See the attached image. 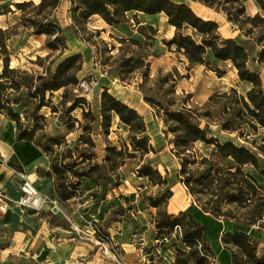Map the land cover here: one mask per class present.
I'll use <instances>...</instances> for the list:
<instances>
[{"label": "trees", "instance_id": "1", "mask_svg": "<svg viewBox=\"0 0 264 264\" xmlns=\"http://www.w3.org/2000/svg\"><path fill=\"white\" fill-rule=\"evenodd\" d=\"M190 1H198L211 8L218 6L226 20L239 32L238 36L221 40L216 22L202 19L188 4L175 0H70L71 19L74 26H82L89 18L98 16L107 25L113 26L122 23L125 15L131 12L149 16L163 14L167 24L175 28V34L167 45L182 53L191 65L206 64L203 61L206 48L210 49L217 61L231 64L238 80L249 85V89L245 94H240L235 88H231L229 92L212 96L208 103H221V113L213 122L219 132L235 134L233 139L220 141L214 135L211 137L208 121L212 118L210 111L199 113L200 109L185 106L171 110L158 104V112L162 111L160 117L167 133L172 135L171 151L180 167L177 179L191 196L193 204L198 203L195 204L196 208L213 218L240 227H255L261 232L264 231V136L260 138L261 144L254 136L258 130L264 131V90L260 77L264 72V0H253L260 13L251 17L246 14L241 0ZM59 4L60 0H39L37 5L32 1L15 4L16 9L21 11L32 8L34 13L27 16L24 23L32 28L33 34L46 35L45 47L52 53H62L66 49L64 29L52 19V12ZM185 25L200 34V44L183 34ZM1 36L0 29V46L3 49ZM51 57L48 56L50 61L44 72L36 76L35 82L25 92L24 98L33 104L31 115L26 117H32L30 127L22 125L19 109L13 107L22 106V99H10L4 94L7 89H20V84L11 76L16 70L9 69V60L5 57L0 74V80H3L0 81V113L14 123L17 143H30L42 153L51 155L50 170L45 176L54 179L57 200L66 202L76 197L82 180H88L100 188L110 184L113 188L119 187L121 181L117 170L127 159L136 158V154L143 158L150 152L156 153L145 135L146 125L143 118L135 109L103 91L98 111L103 134L106 137L109 135L112 117L116 116L119 123L127 129L128 145L122 142L119 147L106 146L101 163L92 164L90 157L85 155L94 148L89 137L91 126L69 117L72 111L85 104V99L72 93V89L71 93L68 91L78 84L77 73L82 68L81 54H71L57 62L51 60ZM146 76L145 72L144 77ZM60 90H63L60 106L64 115L73 124L79 123V128L83 130L74 146L76 151L80 150L77 157L70 150L65 155H54L55 148L61 145L57 137H42L39 140L35 137L40 129L37 122L43 119L38 112L43 107H48L53 115L62 111L51 105L50 101L53 93ZM48 94L49 100L46 99ZM26 100L24 99V103H28ZM147 101L154 104L152 99ZM169 106H174V103ZM82 115L92 122L96 119L90 108L88 111L84 110ZM60 121L68 133L73 130L72 123H66L62 117ZM203 121L205 123L202 126ZM196 143L210 148L209 155L198 157L194 154L191 149ZM80 146L88 147L79 149ZM67 160L69 163H66ZM246 167L251 170L244 169ZM135 174L156 188L152 195L142 197L141 203L146 208L156 209L152 225L161 245L171 235H175L179 242L180 246L175 243L172 245L175 249L174 264H215L217 257L208 241L206 227L186 211L177 214L167 212L168 201L172 197L168 178L161 175L150 162L139 165ZM71 178L76 181L72 183L69 180ZM134 197L130 195L124 199L133 200ZM120 208L122 211V207ZM223 208L228 210L222 212ZM98 215L102 216L100 213ZM220 243L229 252L230 264H264V243L244 231H225L220 236Z\"/></svg>", "mask_w": 264, "mask_h": 264}, {"label": "rangeland", "instance_id": "2", "mask_svg": "<svg viewBox=\"0 0 264 264\" xmlns=\"http://www.w3.org/2000/svg\"><path fill=\"white\" fill-rule=\"evenodd\" d=\"M27 1H32L34 5L39 3V0H0L1 40L4 44L3 49L0 46V74L4 59L8 57L9 69L16 70L11 76L15 77L20 84V89L18 91L7 89L4 94L10 99L16 97L22 99V106H13L14 109H19L22 125L24 127L32 125V117H26L31 115L33 104L24 98L25 92L30 84L35 82L36 76L42 74L49 65L48 56H52L51 60L57 62L62 57L80 53L82 68L77 73L78 84L69 88L68 91L71 93L73 90L72 93L85 99V104L72 111L69 117L77 119L83 125L91 126L89 137L94 143V148L85 154L88 158L90 157L91 163H101L106 146L119 147L122 142L128 145L127 129L119 123L116 116L112 117L109 135L106 137L103 134L98 115L100 95L103 91H107L137 111L145 122V135L156 151V153L150 152L143 158L136 154V158L127 159L125 164L117 170L121 181L119 187L113 188L110 184L100 188L88 180H82L77 188L76 197L67 202L57 201L54 206L57 209L55 212L57 215L51 214L53 209H49L51 224L64 229L71 228L72 232L77 233L76 242L94 245L95 252L100 254L99 258L104 257L107 262L113 259L115 264H174L175 249L172 245L175 243L180 246L179 242L175 235H171L169 240L161 245L160 239H156V232L152 225L156 209L146 208L141 203L142 197L152 195L156 188L135 174L139 165L150 162L152 166L157 167L161 175L168 178L172 197L176 196L175 189L180 188L177 179L179 162L171 151L172 135L167 133L163 119L160 117L163 113L158 112L157 105L171 110L185 106L200 109L199 113L205 110L210 111L212 118L208 121L211 137L214 135L220 141L233 139L235 134L219 132L214 123L221 113V103L214 105V103H208V100L214 95L229 92L231 88H235L240 94H245L249 85L238 80L235 69L228 62L211 60L206 53L203 55V61L206 64L191 65L182 53L177 52L174 47H169L167 42L174 36L175 28L167 24L163 14L149 16L131 12L125 15L122 23L113 26L107 25L98 16H93L84 25L74 26L71 19L70 0H60L59 6L52 12V19L64 29L66 49L62 53H52L45 47L46 35L33 34L32 28L24 23V19L34 13L32 8L21 11L15 7L16 3ZM175 1L188 4L198 15L216 22L217 33L221 40L238 36L239 32L226 20L218 6L211 8L198 1ZM241 2L245 5L248 16L260 13V9L253 0H241ZM198 8L201 12H198ZM200 39L201 37H198L196 40L200 42ZM145 72L146 77H144ZM260 77L264 90V72ZM62 94L63 90L56 91L53 93V99L50 100L51 105L56 106L58 110L62 109L60 113L53 115L48 107H43L38 112L43 119L37 122L40 129L35 137L36 140L42 137H45L44 139L57 137L61 145L55 148L54 155H65L67 150H70L74 157H77L80 150L76 151L74 146L78 137L83 134V130L79 128V123L73 124L64 115L63 108L60 106ZM24 99L28 103H24ZM46 99H50L49 94L46 95ZM148 99H152L154 104H150ZM171 103H174V106H169ZM88 108L96 116L94 122L82 115L84 110L88 111ZM0 117H2L1 133L10 120L1 113ZM59 117L65 119L68 124L72 123L73 130L70 133L66 131ZM204 123L205 121L201 125L203 126ZM261 136H264L263 130H258L254 136L260 144ZM21 144L25 150L30 146ZM244 144L252 148L249 144ZM85 147L88 146H80L79 149ZM191 150L199 157L208 156L210 148L196 143ZM45 155L50 160L51 155ZM68 161L66 163H69ZM2 162L3 159L0 156V164ZM9 164L11 162L6 163L7 166ZM244 169L251 170L250 167ZM50 180L45 186L37 180L32 182V185L50 199L57 200L54 192L55 181L53 178ZM69 180L72 183L76 181L73 178ZM183 189L184 192L179 195L181 200L178 204L181 208L179 212H188L206 227L208 241L217 257L215 264H230L229 253L220 243V236L225 231L241 230L264 243V231L258 232L255 227H240L200 212L196 208L198 203H195L197 204L195 206L189 193L184 187ZM19 192L20 185L12 196L7 192L5 195L9 200H15ZM130 195H134V199L125 201L124 198ZM11 205H13L12 202H9V206ZM168 205L167 212L172 214L168 210ZM227 210L223 208L222 212ZM97 247L102 248L98 251ZM227 259L228 262L225 263ZM6 264L39 263L30 258L14 256L10 257Z\"/></svg>", "mask_w": 264, "mask_h": 264}, {"label": "crops", "instance_id": "3", "mask_svg": "<svg viewBox=\"0 0 264 264\" xmlns=\"http://www.w3.org/2000/svg\"><path fill=\"white\" fill-rule=\"evenodd\" d=\"M14 129L13 122L8 121L0 133V156L3 159L0 164V191L11 196L21 185L22 176L31 183L41 181L44 186L51 181L45 176L50 170L48 157L30 143H24L30 145V149L21 147L22 144L15 140ZM7 162L13 166H7ZM50 208L48 206L36 213L11 205L5 216L0 215V264H6L14 256L30 258L39 264H115L113 259L107 262L104 257L99 258L94 245L76 242L77 233L71 228L52 225ZM51 209V214L55 215L57 209ZM101 248L97 247V250Z\"/></svg>", "mask_w": 264, "mask_h": 264}, {"label": "built area", "instance_id": "4", "mask_svg": "<svg viewBox=\"0 0 264 264\" xmlns=\"http://www.w3.org/2000/svg\"><path fill=\"white\" fill-rule=\"evenodd\" d=\"M9 202L22 210L41 212L46 207L51 208L56 206L57 200L50 199L41 191L36 189L30 181L22 176V183L20 185V194L15 200H9L4 192L0 191V214L4 215L9 209Z\"/></svg>", "mask_w": 264, "mask_h": 264}, {"label": "bare ground", "instance_id": "5", "mask_svg": "<svg viewBox=\"0 0 264 264\" xmlns=\"http://www.w3.org/2000/svg\"><path fill=\"white\" fill-rule=\"evenodd\" d=\"M201 7H202V6H201ZM203 7H204V6H203ZM196 9H197V8H196ZM199 9H200V8H198V12H201ZM192 10H193V9H192ZM193 11H194V10H193ZM194 13H195L197 16L201 17L202 19H205V18H203L202 16L198 15L195 11H194ZM205 20H209V19H205ZM183 30H185L184 33H183L184 35H188V36H190L193 40H195V42H196L197 44H200V42H198V41L196 40L198 37H200V34H199L198 32H196L193 28L189 27L188 25H185L184 28H183ZM42 36H44V35H42ZM195 37H196V39H195ZM206 53H208V56H209V58H210L211 60H215V61H217V60L214 58V56L212 55L210 49L206 48V52L204 53V55H205ZM179 187H180L179 189H175L176 196H175V197H171V199L169 200L170 204H169V206H168V210H169L170 213H174V214H175V213L178 212L179 209H181V208H179V206H178V204L181 202V200H180V196H179V195H181V193L184 192V189H183V187H182L180 184H179ZM227 262H228V259L225 260V263H227Z\"/></svg>", "mask_w": 264, "mask_h": 264}, {"label": "water", "instance_id": "6", "mask_svg": "<svg viewBox=\"0 0 264 264\" xmlns=\"http://www.w3.org/2000/svg\"><path fill=\"white\" fill-rule=\"evenodd\" d=\"M54 211H56V210H54Z\"/></svg>", "mask_w": 264, "mask_h": 264}]
</instances>
